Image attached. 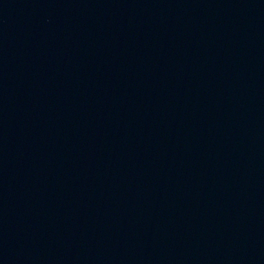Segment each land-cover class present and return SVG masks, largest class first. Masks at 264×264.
Listing matches in <instances>:
<instances>
[{
  "label": "water",
  "instance_id": "1",
  "mask_svg": "<svg viewBox=\"0 0 264 264\" xmlns=\"http://www.w3.org/2000/svg\"><path fill=\"white\" fill-rule=\"evenodd\" d=\"M0 264H264V0H0Z\"/></svg>",
  "mask_w": 264,
  "mask_h": 264
}]
</instances>
